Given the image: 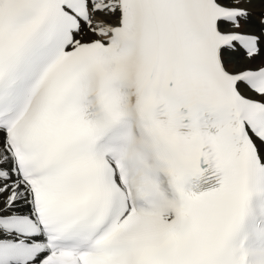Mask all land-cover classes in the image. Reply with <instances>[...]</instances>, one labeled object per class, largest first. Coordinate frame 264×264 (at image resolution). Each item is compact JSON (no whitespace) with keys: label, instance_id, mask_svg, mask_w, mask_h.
<instances>
[{"label":"snow or ice","instance_id":"1","mask_svg":"<svg viewBox=\"0 0 264 264\" xmlns=\"http://www.w3.org/2000/svg\"><path fill=\"white\" fill-rule=\"evenodd\" d=\"M0 264H264V0H0Z\"/></svg>","mask_w":264,"mask_h":264}]
</instances>
